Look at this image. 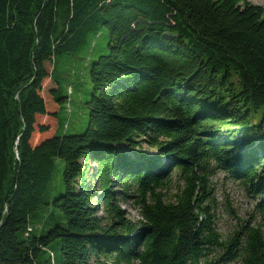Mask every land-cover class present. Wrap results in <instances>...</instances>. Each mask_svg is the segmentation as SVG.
<instances>
[{"label": "trees", "instance_id": "obj_1", "mask_svg": "<svg viewBox=\"0 0 264 264\" xmlns=\"http://www.w3.org/2000/svg\"><path fill=\"white\" fill-rule=\"evenodd\" d=\"M100 25L108 51L89 64L87 124L68 133L53 58ZM260 110L261 4L0 0V264H56V237L62 264H264V226L222 237L209 181L223 170L264 211ZM57 158L64 190L46 200ZM174 171L169 199L158 187ZM131 194L137 219L120 205ZM41 203L62 219L35 234Z\"/></svg>", "mask_w": 264, "mask_h": 264}, {"label": "rangeland", "instance_id": "obj_2", "mask_svg": "<svg viewBox=\"0 0 264 264\" xmlns=\"http://www.w3.org/2000/svg\"><path fill=\"white\" fill-rule=\"evenodd\" d=\"M250 1L264 6V0ZM108 39L107 26L100 25L96 31H87L84 40L75 50L56 53L53 58L52 70L53 75L59 80V93L67 94L70 98L69 101L63 103L59 112V118L64 120V124L67 123L64 130L68 133L80 132L87 124L88 109L85 101L91 91L89 64L99 54L108 51ZM259 113L263 119L262 110ZM142 149L146 152L154 150L145 144H143ZM62 168L63 162L57 158L54 172L43 193L44 199H50L51 196L64 190ZM209 181L213 195L216 228L222 237L230 235L243 220L250 224L260 223L264 226V211L256 206V198L250 195L239 179L230 177L223 170L215 168L209 175ZM181 182L182 178L174 171L172 176L158 189L165 193L166 198L173 199ZM130 193H134L132 187ZM120 205L130 218L137 219L140 217L134 194L129 195L125 200H121ZM29 215L28 222L34 227L33 233L35 234L44 232L51 226L55 218L62 219V212L58 207L45 203L39 204ZM49 247L55 253L56 264H62L59 238L52 239ZM226 264H238V262Z\"/></svg>", "mask_w": 264, "mask_h": 264}]
</instances>
